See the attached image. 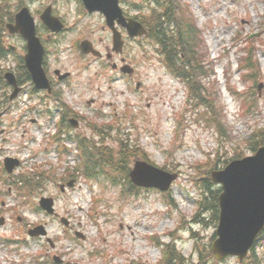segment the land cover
Returning <instances> with one entry per match:
<instances>
[{
	"label": "rangeland",
	"instance_id": "374dc122",
	"mask_svg": "<svg viewBox=\"0 0 264 264\" xmlns=\"http://www.w3.org/2000/svg\"><path fill=\"white\" fill-rule=\"evenodd\" d=\"M45 1L27 2L36 11ZM185 1L192 8L205 38L202 54L209 64L216 66L215 77L205 81L210 88L207 98L218 101L221 120L228 126L231 139L221 136V142L218 140L220 133L216 126L220 120L213 113L206 122L209 110L197 107L195 98L190 111H186L184 84L169 75L148 39L129 42L126 49L129 64L135 69L133 78H129V90H123L122 82L113 84L112 90L105 76H96L102 70L100 63L95 59H82L81 53L71 47L76 37L90 31H95L97 41L103 39L109 43L108 35L101 29L103 19L98 15L84 18L77 25L78 34L68 35L60 47L63 68L71 71V67H75L79 78L75 90L63 87V101L85 118L74 135L80 134L91 146L99 143L114 153L123 140L138 148L140 157L148 156L155 166L167 167L179 178L167 193L140 190L135 196L125 197L123 190L129 184L127 186L124 175L105 168L117 184L102 175L87 179L79 173L75 177V187L62 193V179L70 178L65 169L82 161L78 157V143L66 142L71 153L63 156L56 149L57 145H51L47 139L55 128L45 125V120L52 123L55 118L40 116L38 110L42 111L43 106L27 113L20 107L10 108L0 124V161L6 156L17 155L23 160L30 178L34 177L36 182L40 178L41 185L21 194L5 189L4 202H0V218H5L4 225L0 226V264H55L51 260L54 256L64 264H161L164 247L152 241V236L166 244L174 240L171 243H175L177 250L197 263V249L211 245L217 223L211 221L210 214L199 216L205 222L193 227L198 236L191 234L189 227L199 203L210 196L200 179L206 178V174L212 175L215 164L223 170L233 159L253 155L255 150L248 138L253 130L264 126V0ZM75 6L70 4L71 8ZM70 7L67 18L72 24L78 15ZM250 33H258L250 42L255 49L254 60L259 61L261 69L248 81L239 73L245 49L241 41L234 43L238 36ZM13 43L19 45L20 40L14 38ZM108 45L112 46L111 41ZM98 48L105 53L101 43ZM54 63L51 61V65ZM103 70L108 69L103 67ZM137 84H140L139 89ZM215 85L216 90H213ZM228 88L241 95H231ZM246 98L256 99L255 115L251 111L246 116L240 113ZM93 101L96 103L92 104ZM91 122L93 126L115 124L117 127L119 124L121 135L115 130L111 137H102L99 134L102 129L96 130L89 125ZM37 168L43 172L38 177L34 174ZM41 197L55 200V212L70 221V228L65 227L60 218L39 209ZM39 225L46 227L47 236H29L28 230ZM172 232L174 237L169 235ZM258 254L264 256V246L258 249ZM217 264L240 263L237 258L229 257Z\"/></svg>",
	"mask_w": 264,
	"mask_h": 264
},
{
	"label": "water",
	"instance_id": "95a60500",
	"mask_svg": "<svg viewBox=\"0 0 264 264\" xmlns=\"http://www.w3.org/2000/svg\"><path fill=\"white\" fill-rule=\"evenodd\" d=\"M91 12L102 11L113 26L114 21L127 27L131 36L146 34L139 23L129 20L126 24L116 0H84ZM53 31H60L61 25L47 11L42 17ZM12 33H21L29 42L27 66L38 88H48V81L42 68L44 50L36 37L34 19L24 9L17 16V25L10 27ZM116 47H122L119 33H115ZM85 53H96L88 43L83 44ZM10 84L16 85L15 78L8 75ZM135 184L144 187H156L167 190L176 176L154 168L148 163H137L131 174ZM213 181L223 185L219 203L221 208L219 239L213 245L218 260L229 255L239 256L243 260L254 246L257 237L264 229V147L255 156L233 161L223 171L213 173ZM43 206L51 210L52 202L44 201ZM41 230V229H40ZM45 234L44 231L41 232Z\"/></svg>",
	"mask_w": 264,
	"mask_h": 264
},
{
	"label": "trees",
	"instance_id": "16d2710c",
	"mask_svg": "<svg viewBox=\"0 0 264 264\" xmlns=\"http://www.w3.org/2000/svg\"><path fill=\"white\" fill-rule=\"evenodd\" d=\"M146 5L151 8L148 14H142L140 20L147 26L149 30V38L153 41L159 54L164 58L168 69L173 75L183 80L188 88L198 96L202 105L204 100L203 91L205 86L202 79L210 76L211 72L207 71L204 62L200 58L199 51L203 47L201 33L198 30L190 8L185 4L184 0H146ZM11 11H5V18L12 21ZM144 13V12H143ZM0 50L2 48V38L0 37ZM4 52V51H3ZM248 61L250 70H258L259 67L252 66L253 57ZM21 82L30 80L28 73L21 75ZM0 82L6 86L3 78ZM208 101V100H207ZM216 99L208 103V107L214 112V117L220 120V126L224 128L227 136L228 128L221 120V112L218 111ZM207 105V104H206ZM251 145L253 150L264 146V128L255 131L251 135ZM123 148V147H122ZM85 159L88 162L87 169L91 167L93 170H101L105 165H112L118 171L128 174V162L140 156L138 148L125 145L117 155L109 148L102 147L91 151L89 147L85 148ZM146 157V156H145ZM115 158L117 159L115 161ZM217 165H214L216 167ZM91 169V170H92ZM205 188L209 191V198L201 203V210L212 211V220L218 221L219 206L218 198L221 190H214L211 182L206 179ZM264 241V238L261 239ZM256 251L243 264H260V260L256 258ZM214 256L208 246L203 247L199 251V264H212ZM164 264H187V260L180 254H176L175 250L169 254V259Z\"/></svg>",
	"mask_w": 264,
	"mask_h": 264
},
{
	"label": "flooded vegetation",
	"instance_id": "af4514ba",
	"mask_svg": "<svg viewBox=\"0 0 264 264\" xmlns=\"http://www.w3.org/2000/svg\"><path fill=\"white\" fill-rule=\"evenodd\" d=\"M68 1L71 2V0H68ZM61 8H62V6L59 5L57 7V12H60ZM60 16H61V19L65 22L64 16H62V15H60ZM102 30L109 34V32L107 31L106 27H102ZM46 32H47V35H46L47 43L46 44H47L48 55H47V59H46V62H45V67H46L47 72L49 74V78H50V81H51L52 85L56 87V90H61L62 86L65 87L68 83L71 82V80L73 79V75H71L66 80H61L59 78L60 74H56L57 70L61 71V73H69V72H65V69L62 66V62L57 59V57H56V55L54 53H52V51L50 50V44L54 45L56 43V44L59 45L61 39L65 35L73 33V29L68 27L66 33H63V34H60V35H52L47 30H46ZM41 33H44V30H41ZM94 34H92L91 37H90L91 39H93L92 40L93 43L95 44L96 47L98 46V43H101V46L105 47L106 54L110 58V60L108 59V61H106V62H104V59L97 60V62L103 64L104 66H106V65L108 67L110 66L112 68V73L116 74L117 76H120V77H113V78L110 79L113 84H116L118 82H123L124 83V81H126L127 77L122 75L121 71L119 69L123 70V68L129 64V60L124 55H115V54L112 55L110 53L111 49L109 47L110 45H108L109 43L103 41V39H100V41H97L96 38H94ZM108 41H109V38H108ZM55 51H58V50L55 49ZM54 58H55V60H54ZM53 60H54L55 63H54V65L53 64L51 65V61H53ZM54 66L60 67V69H54ZM102 76H103V74H102ZM99 90H102V89L100 88ZM9 178L12 180L13 179V175L10 176Z\"/></svg>",
	"mask_w": 264,
	"mask_h": 264
}]
</instances>
